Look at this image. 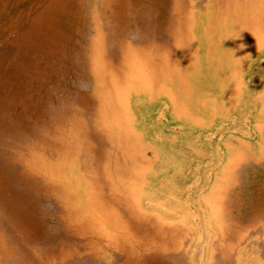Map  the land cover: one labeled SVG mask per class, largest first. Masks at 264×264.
Returning <instances> with one entry per match:
<instances>
[{
	"label": "rangeland",
	"instance_id": "374dc122",
	"mask_svg": "<svg viewBox=\"0 0 264 264\" xmlns=\"http://www.w3.org/2000/svg\"><path fill=\"white\" fill-rule=\"evenodd\" d=\"M73 138L85 219L0 200V264H264V0H0V183Z\"/></svg>",
	"mask_w": 264,
	"mask_h": 264
},
{
	"label": "bare ground",
	"instance_id": "6f19581e",
	"mask_svg": "<svg viewBox=\"0 0 264 264\" xmlns=\"http://www.w3.org/2000/svg\"><path fill=\"white\" fill-rule=\"evenodd\" d=\"M183 4V3H182ZM156 43V42H154ZM156 46V45H155ZM159 46V45H158ZM259 54V53H258ZM249 60V59H248ZM263 63V62H262ZM253 70V69H252ZM247 71V70H246ZM244 75V74H243ZM160 97V96H159ZM134 99V98H133ZM159 104V103H158ZM169 105V103H168ZM170 108V107H169ZM239 108V107H238ZM168 117V116H167ZM160 119V118H159ZM253 119V117H252ZM254 121V120H253ZM257 121V120H256ZM234 122V121H233ZM167 123V122H166ZM234 127V126H233ZM258 130V129H257ZM148 131V130H147ZM82 133L84 131L82 130ZM237 133V132H235ZM257 133V132H256ZM230 135V134H229ZM146 136V135H145ZM241 137V136H240ZM242 138V137H241ZM75 138L68 140L64 142L63 144H54V141L50 139V146L44 144L43 147H50V156L47 157V163L48 166L44 164V161H42V164L39 166L37 161H34L35 156L31 154L34 151L37 152V154H43L47 155V151L43 152V150L40 148V146H36L37 144L24 140V143H21L22 141L14 142L10 144L9 147V153L6 158V164L7 166H11L12 173L9 174L10 177L6 183H0L5 184L2 188V191L0 192L1 197L0 200H7L9 205L18 204L20 200V194L29 193V200L33 205H35L39 212L43 211L44 209V202L42 198L40 199V196L38 194L39 191L44 190L49 192L52 196V199L54 201V208L56 210L57 214V223L56 225H59L61 227H66L67 222L74 221L79 226L81 222L85 219V212L84 210H81L79 208H76L74 206V199H76V196L74 193L70 192V190L67 188V186L61 181L60 176L64 173L66 170V166L70 165L72 161H74L76 158H74L73 153L76 152L75 145H74ZM59 143V142H57ZM177 144V143H176ZM184 144V143H183ZM172 145V144H171ZM208 149V148H207ZM212 150V149H211ZM256 150V149H255ZM206 154V153H204ZM229 154V153H228ZM227 157V156H226ZM175 158V157H174ZM210 158V157H209ZM208 158V159H209ZM185 159V158H184ZM188 159V158H187ZM227 159V158H226ZM225 160V159H224ZM170 162V161H168ZM182 162V161H181ZM224 162V161H223ZM76 163L81 164V160H77ZM185 163V162H184ZM32 164V167L30 168V165ZM184 165V164H183ZM187 165V164H186ZM16 166V168H12ZM171 168V167H170ZM169 169V168H168ZM167 169V170H168ZM163 172V171H161ZM186 172V171H185ZM220 172V171H219ZM167 173V172H166ZM178 173V172H177ZM213 177V176H212ZM187 178V177H186ZM8 180L11 184H7ZM176 180V179H175ZM205 182V181H204ZM212 184V183H211ZM256 185V184H255ZM163 186V185H162ZM154 187V186H153ZM212 187V186H211ZM247 187V186H246ZM179 188V187H178ZM258 188V187H257ZM263 188V187H262ZM97 185H95L92 189H89L87 192V198L91 200V197L95 194L97 195ZM255 189V188H254ZM147 190V189H146ZM212 190V189H211ZM176 192V191H175ZM181 192V191H180ZM247 192V191H246ZM229 194V193H228ZM231 195V194H229ZM59 198L60 200H57ZM180 198V197H179ZM191 198V197H190ZM151 199V198H150ZM175 199V198H174ZM201 199V198H200ZM248 199V198H247ZM170 200V199H169ZM189 200V199H188ZM191 200V199H190ZM45 201V200H44ZM144 201V200H143ZM249 201V200H248ZM191 202V201H190ZM207 202V201H206ZM250 202V201H249ZM143 204V202H141ZM181 203V202H180ZM252 203V202H251ZM47 204V203H46ZM173 204V203H172ZM21 206V204L18 205L17 209ZM143 206V205H142ZM34 207V209L36 208ZM182 207V206H181ZM249 207V206H248ZM21 209V208H20ZM24 209H27L26 206ZM29 209V208H28ZM90 208L87 209V211ZM173 210V208H172ZM209 210V209H208ZM234 210V209H233ZM258 210V209H256ZM38 211V210H37ZM91 213L94 215V220L97 219V213H94L95 210H90ZM255 212V211H254ZM38 213V212H37ZM34 213V214H37ZM53 213V212H52ZM261 213V212H260ZM264 213V212H263ZM40 214V213H39ZM42 214V213H41ZM44 214V211H43ZM54 215V213H53ZM169 215V214H168ZM41 216V215H40ZM209 216V215H208ZM169 217V216H168ZM186 217V216H185ZM255 217V216H254ZM180 218V217H179ZM25 220H32L31 217L24 218ZM176 219H174L175 221ZM181 220V219H180ZM208 220V219H207ZM223 220V219H222ZM168 221V220H167ZM197 221V220H196ZM204 221V220H203ZM219 221V220H218ZM25 221H23L24 223ZM31 222V221H30ZM50 222V221H49ZM183 222V221H182ZM40 224V223H39ZM184 224V223H183ZM190 224V223H189ZM196 224V223H195ZM194 224V225H195ZM42 225V224H41ZM186 225V224H185ZM198 225V224H197ZM200 227V226H199ZM231 227V226H230ZM202 228V227H201ZM234 228V227H233ZM197 229V228H196ZM200 229V228H199ZM166 230V229H164ZM213 230V229H212ZM154 232V231H153ZM213 232V231H212ZM199 233V232H198ZM194 234V233H193ZM218 234V233H217ZM62 241H65L68 238H72L71 235H66V233H60L59 234ZM251 236V235H250ZM199 237V236H198ZM211 239V238H210ZM78 240V239H76ZM235 240V239H234ZM210 241V240H209ZM194 242V241H193ZM246 242V241H245ZM83 243V242H82ZM196 244V243H195ZM85 247V246H84ZM87 248V247H86ZM239 248V247H238ZM79 249V247H78ZM85 249V248H84ZM243 249V248H242ZM245 249V248H244ZM82 250V249H81ZM185 250V249H184ZM201 250V249H200ZM207 250V249H206ZM111 251V250H110ZM133 250H131L132 252ZM82 252V251H81ZM130 252V253H131ZM101 253V252H100ZM109 253V252H108ZM204 253V252H203ZM215 253V252H214ZM122 254V253H121ZM128 256V255H127ZM190 256V255H189ZM120 257V256H119ZM123 257V256H122ZM92 258V256H91ZM109 258V257H108ZM238 258V257H237ZM105 259V258H104ZM125 259V258H124ZM162 260V259H161ZM193 260V259H192ZM208 260V259H207ZM116 261V260H115ZM167 262V261H166ZM170 262V260H169ZM114 263V262H113ZM158 263V262H156ZM155 263V264H156ZM109 264V263H108ZM112 264V263H111ZM115 264V263H114ZM128 264V263H127ZM135 264V263H134ZM153 264V263H152ZM162 264V263H161ZM166 264V263H165ZM198 264V263H197Z\"/></svg>",
	"mask_w": 264,
	"mask_h": 264
}]
</instances>
